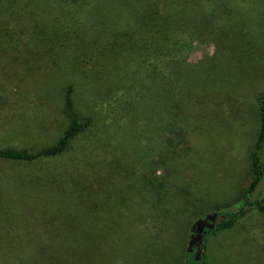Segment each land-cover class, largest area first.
I'll return each mask as SVG.
<instances>
[{
	"label": "trees",
	"instance_id": "1",
	"mask_svg": "<svg viewBox=\"0 0 264 264\" xmlns=\"http://www.w3.org/2000/svg\"><path fill=\"white\" fill-rule=\"evenodd\" d=\"M255 2L0 0V56L6 51L9 55V61L1 60L0 64V141L8 136H35L19 132L13 124H33L41 119L39 92L53 71L62 81L61 102L57 105L66 119L60 135L44 146L0 145V164L10 163L19 171L28 167L27 173L35 174L29 178L40 183L44 169L65 166L67 171L58 176L61 194L74 198L60 213L71 214L81 205L87 217L55 218L52 214L51 218L36 221L5 214L0 209V264H134L123 260L112 246L122 238L109 212L116 210L108 205L114 197L112 181L116 176L118 180H134L132 189L136 192L168 188L172 198H179L183 191L179 145L184 142L186 124L183 102L196 103L201 97L208 98V92L215 97V80L207 75L217 52L227 46L231 29L226 30L227 26L238 19L242 8ZM3 13L7 21L3 20ZM250 24L255 26V21ZM194 41H211L216 52L191 62L188 55ZM205 63L208 64L204 66ZM222 92L215 99L220 109L229 102L230 95H237L226 89ZM89 93L92 95L87 96ZM156 99L165 109V124L153 122L151 107ZM23 104L30 113L21 110ZM81 105L91 106L84 116ZM256 105L259 127L251 152L253 175L240 205L235 211H223V218L211 221L212 228L203 229V238L197 241L201 247L198 254H193L190 246L183 248L179 264H211L206 250L208 238L231 229L253 209L264 211V199L246 198L263 178L259 151L264 142V92L256 99ZM124 125H129L128 133L129 129L138 128L136 138L146 150L138 173L126 170L122 160L114 155L122 152L118 128L123 129ZM149 139L160 140L157 149L146 147ZM17 176L14 172L7 179ZM194 197L195 193H187L189 201L183 202L192 203ZM139 222H146L151 233L155 232L154 224L147 219L140 218ZM187 227L188 243L192 245V231ZM29 229L48 239L58 234L59 241L52 247H26L22 241L35 237L34 232L27 233ZM156 249L144 250L141 255L159 263Z\"/></svg>",
	"mask_w": 264,
	"mask_h": 264
},
{
	"label": "rangeland",
	"instance_id": "2",
	"mask_svg": "<svg viewBox=\"0 0 264 264\" xmlns=\"http://www.w3.org/2000/svg\"><path fill=\"white\" fill-rule=\"evenodd\" d=\"M256 1L249 8H242V12L237 15L238 19L227 26L226 30L231 28L228 30L227 46L223 45L224 48L217 52L216 62L207 75L215 80V97L208 92L211 101L201 97L198 102L189 105L183 102L186 124L184 142L179 145L181 154L178 164L183 176L180 185L183 191L179 198H172L168 188H163L160 192H136L132 189L134 180H118L116 176L112 181V186H115V190L111 191L114 197L108 205L116 210L109 212L116 220V227L122 232L120 242L112 246L123 260L128 259L135 264L142 257L138 264H162L163 261L164 264H179L183 248L188 249L190 246L193 254H198L201 250L197 240L189 245L187 226L192 231L197 219L212 213L224 215L223 211H235L239 207L253 175L251 152L259 127L256 99L264 92V0ZM255 4L256 8H251ZM3 20H8L5 13ZM251 21H255V26L250 24ZM215 50L211 41H194L188 55L189 60L197 62L213 56ZM1 60L9 61L7 51L0 56V64ZM15 68L17 69L16 66ZM57 74L55 71L50 73L40 89L38 101L42 105L41 119L33 124H13L19 132L35 136H8L7 140L4 137L0 145L18 143V146L40 147L60 135L66 119L60 112L61 106L57 105L61 102L60 92L63 88ZM225 89L237 95H230L229 102L220 109L215 99ZM91 95L89 93L87 96ZM79 109L84 116L91 106L84 108L81 105ZM21 110L30 113L25 104L21 106ZM151 111L154 123H166L165 109L158 99L153 103ZM126 128L129 125H124L123 129L118 128V142L122 145V152H114V155L122 160L126 170L138 173L141 155L146 150L142 147L143 142L136 138L138 128L129 129L130 133ZM154 140L156 139H149L146 144L151 151L160 144V140ZM259 158L263 178L257 189L246 197L252 200L264 199V142ZM7 166L10 163L5 166L0 164V209L3 213L36 221L39 218H51L52 214H55V218H87L84 216L86 210L81 205V208L72 209L71 214L60 213L74 198L61 194L58 176L67 171L65 166L55 165L43 171L40 169L43 183L29 178L31 175L35 177V174L27 173L30 170L28 167L19 171L17 166ZM14 172L18 173L16 179H7ZM187 193H195L192 203L183 202L187 200ZM169 199L170 203L167 204ZM108 200L107 198L106 202ZM140 218L154 224L155 232L151 233L146 222L140 223ZM59 222L61 221L56 220V223ZM32 232L34 231L29 229L27 233ZM34 235L33 240V236L28 237L22 244L26 247H52L60 238L58 234H53L52 241L35 232ZM153 247L158 248L154 252L161 258L159 263H152L148 255H141L144 250ZM206 250L211 264H264V211L253 209L231 229L210 236Z\"/></svg>",
	"mask_w": 264,
	"mask_h": 264
},
{
	"label": "water",
	"instance_id": "3",
	"mask_svg": "<svg viewBox=\"0 0 264 264\" xmlns=\"http://www.w3.org/2000/svg\"><path fill=\"white\" fill-rule=\"evenodd\" d=\"M224 215H219L218 219L223 218ZM216 214H208L204 218L197 219L193 226H192V234L190 244H192V240L196 239L199 240L202 237L201 231L206 228H212L213 225L210 223L211 221L215 220ZM196 235V236H195Z\"/></svg>",
	"mask_w": 264,
	"mask_h": 264
},
{
	"label": "flooded vegetation",
	"instance_id": "4",
	"mask_svg": "<svg viewBox=\"0 0 264 264\" xmlns=\"http://www.w3.org/2000/svg\"><path fill=\"white\" fill-rule=\"evenodd\" d=\"M216 218H218V216L216 215ZM211 223V222H210ZM212 224V223H211ZM204 232V231H203ZM202 231H201V234L203 233ZM196 236V235H195ZM203 238V236L199 239V240H197V241H200L201 239ZM196 239H193L192 240V243L195 241Z\"/></svg>",
	"mask_w": 264,
	"mask_h": 264
}]
</instances>
